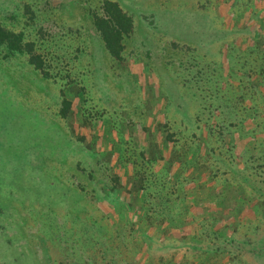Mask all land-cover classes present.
<instances>
[{"label":"rangeland","instance_id":"obj_1","mask_svg":"<svg viewBox=\"0 0 264 264\" xmlns=\"http://www.w3.org/2000/svg\"><path fill=\"white\" fill-rule=\"evenodd\" d=\"M103 1L0 0V264H264V0Z\"/></svg>","mask_w":264,"mask_h":264},{"label":"trees","instance_id":"obj_2","mask_svg":"<svg viewBox=\"0 0 264 264\" xmlns=\"http://www.w3.org/2000/svg\"><path fill=\"white\" fill-rule=\"evenodd\" d=\"M101 6L103 11L102 13L93 15V24L98 30L107 51L113 57L120 58V52L123 47L122 38L131 30V18L114 0H104ZM0 43L5 44L11 50L26 51L28 54V61L32 63L35 68L40 69L43 74H46L44 69H42L38 54L31 50V43L22 42L20 32L10 31L0 25ZM140 188H142L141 183L132 186L130 190L134 192ZM133 195L135 196V192ZM133 200L135 199L133 198ZM122 202L125 206L130 204V200L126 202L121 201V203ZM139 206L148 211L144 205L141 204ZM140 210L143 211L142 209ZM146 216L149 217V215ZM73 220L76 221L77 219L73 217ZM80 234L78 235L79 237ZM90 238L91 236L89 234L85 235V239L89 240Z\"/></svg>","mask_w":264,"mask_h":264}]
</instances>
